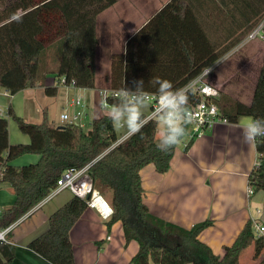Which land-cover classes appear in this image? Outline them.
Instances as JSON below:
<instances>
[{"label": "trees", "instance_id": "trees-1", "mask_svg": "<svg viewBox=\"0 0 264 264\" xmlns=\"http://www.w3.org/2000/svg\"><path fill=\"white\" fill-rule=\"evenodd\" d=\"M116 2L25 0L24 14L10 21L0 17V86L15 95L36 82L44 83L52 75L56 81L65 77L67 83L73 82L76 87L95 88L97 19ZM192 2L169 1L128 40L125 53L113 55L110 88H133L134 80L143 79L145 90L156 92V86L150 83L155 77L171 81L174 89L182 88L240 43L264 18V0H221L223 7L232 14L239 12V21L248 24L228 44L218 47L202 28L197 6L194 8ZM163 24L178 26V30H169L171 36L166 37V31L159 29ZM167 71L174 72L173 76L165 77ZM59 85L46 86V94L56 96ZM118 99L109 98L110 106ZM200 99L190 93L187 108ZM218 103L232 122L240 116L264 117V62L250 103L222 93ZM9 117L21 132L29 135V143L10 142ZM63 126L52 124L47 110L39 123L16 115L12 106L7 115L0 116V182L9 183L16 196L10 207L0 210V230L45 199L64 170L94 161L90 170L94 187L102 195H110L114 208L108 225L121 221L127 242L139 243L133 263L238 264L235 262L245 242L255 237L251 221L220 255L199 237L212 220L187 229L154 215L145 202L142 169L151 164L158 172H167L178 144L187 136L189 124L180 142L167 152L157 148L158 123L152 118L140 132L110 150L119 135L108 113L94 118L89 129L73 123ZM256 147L259 163L249 176L254 192L264 191V138H258ZM29 153L40 155L38 163L22 167L13 164ZM87 208L86 199L73 195L50 216L48 229L34 238L28 248L52 264H76L70 232ZM8 239L10 242H0V264L15 258L16 245L10 233Z\"/></svg>", "mask_w": 264, "mask_h": 264}, {"label": "crops", "instance_id": "crops-1", "mask_svg": "<svg viewBox=\"0 0 264 264\" xmlns=\"http://www.w3.org/2000/svg\"><path fill=\"white\" fill-rule=\"evenodd\" d=\"M169 1L171 0H117L113 6L100 13L96 27L99 42L96 53V87L93 88L95 95L91 94V89L64 85L67 107L63 106L62 113H73L77 108L71 104V100L80 96L86 104V128L94 118L106 114L100 107L98 92L111 86L113 55L125 53L128 40ZM192 1V5L197 6L194 8L202 28L215 46L228 44L248 24L239 21V12L232 14L223 7L221 0ZM24 3L25 0H0L2 20L10 21L24 14ZM234 15L237 16L236 19H233ZM104 20L106 26L101 30ZM159 29H164L168 37L171 36L169 30H178V26L163 24ZM263 62L264 39L246 41L244 36L240 43L214 62L217 66L210 75V82L222 94L250 103ZM172 73L174 72L167 71L164 76L172 77ZM56 80L49 75L44 83L39 81L19 91L23 107H18L16 103L15 107L11 105L15 114L27 120L26 105H31L37 95L46 94L45 87L56 85ZM59 89L56 96L50 97L58 98ZM8 94L12 95L6 88L0 90V101L8 97ZM94 99L97 104L92 105ZM149 105L145 109L147 119H150L152 112V106ZM68 106L69 109L72 108V112ZM247 118L252 117L240 116L233 122H219L192 140L188 135L185 136L182 143L178 144L167 172L160 173L151 164L141 171L145 202L150 211L187 229L207 219L212 220V225L205 228L199 237L214 253L220 255L225 253L226 246L236 241L252 218L264 225V191H256L251 198L247 193L249 176L258 159L257 147H250L242 140L241 125L247 122ZM49 120L56 126L65 124L62 120L59 124L54 119ZM116 130L119 137L128 132L126 127L116 126ZM159 132L157 128V138ZM9 138L12 144L30 142L29 135H12L10 129ZM39 160V154L29 153L16 159L13 164L22 167L36 164ZM73 195L70 190H62L16 221L9 232L11 241L16 245V253L14 260L8 264H52L28 248V244L48 229L50 216ZM15 199L14 188L9 183L0 182V210L10 207ZM120 222L116 221L109 226L108 220L103 219L96 209L88 207L70 232L76 264H135L132 259L139 251V243L137 240L127 242L125 233V245L123 240L114 249L108 248L109 245L104 246V239L106 242L111 239L109 234L105 238L104 233L118 229ZM235 263L264 264V233H255L254 238L245 242ZM150 264L155 263L151 261Z\"/></svg>", "mask_w": 264, "mask_h": 264}, {"label": "built area", "instance_id": "built-area-1", "mask_svg": "<svg viewBox=\"0 0 264 264\" xmlns=\"http://www.w3.org/2000/svg\"><path fill=\"white\" fill-rule=\"evenodd\" d=\"M257 38L264 39V18L246 36V41L254 40ZM216 66L217 63H213L212 65L205 67L195 78L191 80L195 82L198 77L200 78L199 81L195 83L196 91L194 92V94L201 98L198 102L192 104L187 108L190 116V122L188 123L190 126L187 135L191 140L197 138L198 136H201L203 133L213 128L214 125L219 122H230L228 116H226L221 111L218 103L221 97V91L216 85L210 82V75ZM208 68H210L211 70L207 76H204V72H206ZM56 83L65 86H75L73 82L67 83L65 77L60 78L58 81H56ZM120 90L121 89L114 88H105L100 90V101L102 102V105H104L103 107H110L109 98H119ZM149 93L152 94L149 97V104H151L153 111L156 106V97L154 95L155 92ZM71 104L73 106H76L77 109L73 113H62L61 120L65 123H73L82 128H86L84 120L87 116V113L85 111L86 104L84 98L80 96L74 97L71 100ZM2 115H5V112L0 107V116ZM150 118H152L151 115ZM129 136L130 135L128 134V132L123 134L115 143H113L108 148V150L115 147L116 145L127 139ZM93 163L94 161L86 164L81 168L71 167L64 170L58 178L57 184L54 189L45 199H43L37 205H42L44 202H46L62 190L67 189L70 190L74 195L86 199L89 208L96 209L103 219L109 220L114 214V208L112 207L111 203L106 200L105 197L94 187L93 178L90 172ZM258 163L259 156L256 165ZM1 175L2 174H0V176ZM247 193L248 197L250 198L255 193L254 187L250 182L248 184ZM15 223L5 229L0 230V242H10V240L8 239V234L15 226ZM251 223L256 234L260 235L264 233V225L258 222L257 219L252 218Z\"/></svg>", "mask_w": 264, "mask_h": 264}, {"label": "clouds", "instance_id": "clouds-1", "mask_svg": "<svg viewBox=\"0 0 264 264\" xmlns=\"http://www.w3.org/2000/svg\"><path fill=\"white\" fill-rule=\"evenodd\" d=\"M210 68L204 72L207 76ZM195 82L190 81L183 88L174 89L171 81L153 78L150 83L156 86V106L151 112V117L163 127L159 132L157 148L167 152L177 145L186 133V125L190 122L187 105L189 94L196 91ZM152 95L144 88L143 79L134 80L133 88L125 87L120 90L118 102L108 107V115L114 126L126 127L128 134H136L148 123L145 109L149 105ZM104 105H102L103 107ZM242 140L250 147H255L258 138H264V117L247 118L241 125Z\"/></svg>", "mask_w": 264, "mask_h": 264}, {"label": "rangeland", "instance_id": "rangeland-1", "mask_svg": "<svg viewBox=\"0 0 264 264\" xmlns=\"http://www.w3.org/2000/svg\"><path fill=\"white\" fill-rule=\"evenodd\" d=\"M105 26H106V20L103 21L101 30H104ZM59 86H60V89H59L60 92L58 94V98L50 97L49 95L44 93L41 95H37L35 97V101L31 105L30 104L26 105V108L28 110L27 121H31L32 123H36V122L41 121L42 115L44 113V109H46L49 112L48 113L49 119H54V121L58 124L61 123L60 115L63 112V106L67 107V104H66L67 99H66L65 94H64V85L61 84ZM0 90H4V88L2 86H0ZM90 92L92 95H95V89H91ZM12 96L13 95L8 94V97H5L0 101V107L4 110L5 115H7L8 109L11 107V105H13L15 107L14 103H16V105L18 107H23V104H22L23 101L21 98V93H18L17 95H15L13 97ZM98 101H100V93L99 92H98ZM94 104H97L95 99L92 101V105H94ZM101 105H102V102H101ZM46 106H47V108H46ZM100 107L102 108V112H105L106 114L108 113V108L102 107V106H100ZM19 109H21V108H19ZM68 109H69V106H68ZM69 110L71 112L73 111L72 108H70ZM90 127H91V125L87 124L86 129H89ZM162 127L163 126L161 124H159V126H158L159 130H161ZM9 129H10V132L12 135L24 134L23 132H21L16 121L12 117H9ZM186 137H188V136H186ZM104 197L106 200H108L110 202V195L109 194H107ZM107 234H109L111 236V239H110V241H107V242H106V239H104L103 242L105 243V245H104L105 247L106 246L108 247V245H109L108 248L114 249L118 246V243L122 244L123 240H124V245H125L126 241L124 239V228H123V224L121 222H120L118 229H115V230L113 229L110 232L104 233L105 238H106ZM134 242H136V241L134 240Z\"/></svg>", "mask_w": 264, "mask_h": 264}, {"label": "water", "instance_id": "water-1", "mask_svg": "<svg viewBox=\"0 0 264 264\" xmlns=\"http://www.w3.org/2000/svg\"><path fill=\"white\" fill-rule=\"evenodd\" d=\"M59 127L62 128V127H64V126H63V125H60Z\"/></svg>", "mask_w": 264, "mask_h": 264}]
</instances>
